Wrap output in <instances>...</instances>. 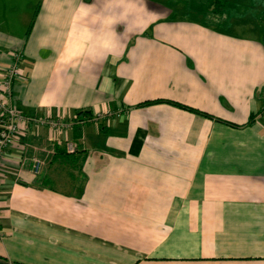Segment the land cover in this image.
<instances>
[{
	"label": "crops",
	"instance_id": "obj_1",
	"mask_svg": "<svg viewBox=\"0 0 264 264\" xmlns=\"http://www.w3.org/2000/svg\"><path fill=\"white\" fill-rule=\"evenodd\" d=\"M184 2L0 0L16 109L91 117L79 134L21 125L0 264H264V42Z\"/></svg>",
	"mask_w": 264,
	"mask_h": 264
},
{
	"label": "built area",
	"instance_id": "obj_2",
	"mask_svg": "<svg viewBox=\"0 0 264 264\" xmlns=\"http://www.w3.org/2000/svg\"><path fill=\"white\" fill-rule=\"evenodd\" d=\"M22 56L20 52H15L12 55L11 63L5 71V74L0 79V166L1 160L11 146H14L18 141L20 127L23 124H33L40 127H46L50 130L61 131L71 130L75 124L83 125L85 122L76 118V123L65 122L62 119H54L50 117H29L25 116L16 109L13 105L12 88L13 85L20 81L22 70L20 62ZM108 118L112 117V113H107ZM67 153H76L77 148L71 142L65 143ZM35 163L33 171L38 173L42 162L33 160ZM1 181V180H0Z\"/></svg>",
	"mask_w": 264,
	"mask_h": 264
},
{
	"label": "rangeland",
	"instance_id": "obj_3",
	"mask_svg": "<svg viewBox=\"0 0 264 264\" xmlns=\"http://www.w3.org/2000/svg\"><path fill=\"white\" fill-rule=\"evenodd\" d=\"M179 1L180 0H176ZM183 5L187 8L186 11L198 15L195 7L204 15L208 11L214 10L218 14V26L220 29L231 31L234 29L241 33L254 31V28H259L260 37L264 39V0H184ZM190 14V15H192ZM206 15V14H205ZM214 15V14H212ZM202 16V15H201ZM207 16V15H206ZM210 17V16H209ZM214 20V19H213ZM218 21V20H215ZM250 30V31H249Z\"/></svg>",
	"mask_w": 264,
	"mask_h": 264
},
{
	"label": "trees",
	"instance_id": "obj_4",
	"mask_svg": "<svg viewBox=\"0 0 264 264\" xmlns=\"http://www.w3.org/2000/svg\"><path fill=\"white\" fill-rule=\"evenodd\" d=\"M37 12H38V8H37V10L35 11L34 15H36ZM32 22H33V20L31 21V23H30L29 26H28V29H27V35H28V33L30 32V30H31ZM262 22H264V17H263ZM262 40H263V42H264V39H262ZM152 103H155V102H152ZM168 103H169V104H172V105H174V106H176V107H179V108H181V109L188 110V111H190V112H192V113H194V114H197V115H199V116H202V117H205V118L213 119L212 116H210V115H208V114H206V113H204V112H201V111H198V110H195V109H191V108H188V107H186V106H183V105H180V104H177V103H173V102H168ZM79 114H80V113H79ZM83 114H84V118H81V119H80V120H82L83 122H86L87 120H89V119L91 118V117L88 115V113L84 112ZM253 119H254V117L251 116V117H250V121H249V123H251V121H252ZM74 128L76 129V131H77L78 134H79V132H80V130H81V125L75 124V125L73 126V129H74Z\"/></svg>",
	"mask_w": 264,
	"mask_h": 264
}]
</instances>
